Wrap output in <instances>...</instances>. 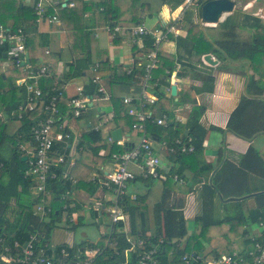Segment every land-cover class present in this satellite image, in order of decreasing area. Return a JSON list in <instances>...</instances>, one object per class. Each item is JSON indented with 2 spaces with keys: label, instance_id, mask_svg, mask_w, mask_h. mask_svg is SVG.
<instances>
[{
  "label": "trees",
  "instance_id": "obj_1",
  "mask_svg": "<svg viewBox=\"0 0 264 264\" xmlns=\"http://www.w3.org/2000/svg\"><path fill=\"white\" fill-rule=\"evenodd\" d=\"M168 1L162 0L163 3ZM180 1L177 5L185 0ZM207 1L209 0L192 1L198 18V8ZM36 2L37 0H34V3L28 6L23 5L21 0H0V24L11 30H16L17 28L24 30L26 34L25 48L29 53L31 66L35 64L36 58L41 55L37 48L40 46L46 47L49 43L48 36L45 34L35 32L33 36V30L36 31L39 24L33 8ZM73 2L74 4L71 8L61 7V4L55 6V9L49 8L47 15H53L59 10L63 12L67 20L76 22L85 12L92 11L94 22L91 26L97 27L100 31H106V27L112 28L118 26L119 22L124 21H128L133 25L143 24L142 16L145 7L141 3V0H74ZM167 13L168 11L165 12V14ZM124 14H129L128 19L124 17ZM236 14L227 16L216 25L218 38L208 35L206 28L192 21L189 22L190 26L187 29L185 37L177 36L173 38L170 35L169 37L175 41L178 51L177 61L182 65L190 66L191 63L188 60L193 56L200 58L203 54L211 53L219 61H226L227 59L246 61L248 68L254 67L257 59L264 54V37L251 34L249 41L242 42L238 39L237 31L246 26L258 31L259 28H264V26L255 17L239 14L240 17L238 19ZM209 29L213 28L209 27ZM88 36L89 32L84 33V36H82L84 40L80 42L79 49L70 41L73 53L80 54L81 57L73 61L71 72L64 76V80L58 81L53 87L52 84L47 87H40L42 94L37 98L35 108L32 111H21L19 118L20 126L15 135H8L5 125L0 121V238L3 239V244L11 248L14 242H17L22 247L33 233H39L38 241L34 244L35 249L43 247L49 241V230L61 224L63 217H65L66 225H70L68 227L69 230L74 232L79 226L84 224V209L81 204L74 203L70 199L67 200L65 197L80 187L90 190L91 193L98 189L97 183L91 182L89 179L85 183L73 182L72 178L65 174L66 160L63 163H56V161L59 155L67 154L68 148L64 143L56 142L52 147L53 155H51L55 163L50 166V174L46 179L45 185V190L50 194V198L45 201V211L41 215V225L33 228L30 219L33 198H30V200L19 199L16 204H12V200L20 197L19 186L22 185L24 191L27 193L35 186L32 175L25 174L28 166L27 160L22 161L25 153L20 150V144L28 146L29 142H32L31 128L38 122L45 120L47 114L44 108L49 103L50 97L58 93L63 94L62 89H59L62 87L61 85L67 79L81 75L82 72L87 74L89 80L84 88V92L89 96L96 90V85L91 82L95 74L102 77L103 85L105 86L111 82L112 78L116 77L114 68L110 66L107 58L104 57L98 59V70L96 73H91L90 69L88 70V66L92 64V57L88 51L89 42L88 40L86 41ZM114 41H118V37H114ZM153 41L154 39L151 35L144 37L142 48L144 53L152 50ZM6 46H0V60L3 59V55L7 49ZM44 58L51 61V67L48 68V71L52 72L54 61H56L58 55L48 54ZM158 60L157 67L151 72V79L148 83L152 86L151 92L158 99L159 114H166L172 118L169 103L183 105L185 102H191L192 106L185 125L172 121H169L165 127L159 126L156 123H147L150 140L158 144L165 143L168 149L173 148L174 152L166 151L167 154L165 156L173 166L168 174H166V179L161 180L163 185L162 193L160 199L152 206L151 216L149 215L146 203L147 194L135 192L136 199L134 201L129 200V198L124 199L123 203L129 214L130 234L135 239L137 235L145 237V233L150 231L153 237L151 235L148 240L154 242L161 235L163 227L167 238L165 240L166 251L167 249H173L172 260L174 264H178V258L184 253L200 255L204 249L200 240L213 245L210 253V256L213 258L218 257L220 254L234 251L230 250L229 245L236 236L241 239L244 248H248L251 246L249 238L250 226L260 220H264V161L253 147H250L245 154L240 156L238 164L224 161L221 167L214 172L212 178L200 186L202 211L193 219L194 230L189 233L183 214V199H174L172 197V193L176 191V187L178 186V181L173 180L172 176L176 174L180 180H184V172L186 168H189L186 167L188 161L194 160L203 151V140L207 129L201 125L200 119L205 109L203 106L198 105L193 97L189 99V93H182L181 97L176 101L164 93L161 88L169 86L167 80L170 77L174 62L160 57L159 53ZM16 69L22 70L23 77L27 75L21 67H16ZM137 69H139L141 75L143 74L144 67L138 68V66L134 65L127 78L131 80L133 74L138 71ZM4 76L6 77L5 82H7L9 76L6 74ZM0 78H2V75ZM1 80L3 81V79ZM205 82L211 83L212 79ZM2 89L4 90L0 96L2 99L8 93H11V97H13V100L7 105L8 113L23 109L27 94L25 85L18 86L13 80L8 83L7 87ZM245 91L247 95H254L261 93L262 88L259 81L254 80L253 77H248ZM62 99V96L58 98L61 113L55 116L52 126L55 132L67 134L68 129L65 125L62 126L65 120V113L67 112ZM250 101L246 97L241 99L238 107L230 115L226 126V129L246 140L252 139L259 132L242 115V110L249 107ZM105 103L112 106V120L115 126L121 127L122 125H126L128 131H131L132 119L126 115V107L122 103L121 97L112 96ZM254 110L256 113L264 116L263 108L262 110L261 107L260 109L254 108ZM184 128L187 129L188 135L191 137L189 145H192L194 148L190 153H181L179 151L182 145L180 137H182L181 134ZM210 129L221 131V129L215 127H210ZM68 138L72 140L73 134H69ZM107 143L100 129H90L82 132L78 142L79 161L85 165L102 164L106 160L110 161L111 153L123 151L130 147L129 143L123 147L117 146L114 142ZM107 148L109 149L108 154L100 156L99 151ZM212 170H214L212 165L203 164L193 174L204 175ZM251 176L258 180L260 179L262 184L251 185ZM3 177L7 179L5 182L1 180ZM135 182L148 186L152 183L149 179L143 180L140 178H136ZM192 183L193 185L201 184V180L194 175ZM192 187H189L187 190H180V193L192 191ZM252 194L255 206L245 212L243 210V203ZM38 198V196L35 197V203L38 201ZM216 200H220L224 206V211H226L222 216L216 211ZM76 212L78 213L77 222L75 224L69 223V217ZM90 212L92 218L98 216V212ZM150 219L152 223H150ZM121 225L120 223L119 226ZM210 231H215V234L210 236ZM112 236L117 241V248L122 250L129 246L123 233H114ZM225 236L228 239H225ZM256 238L260 240L261 236L258 235ZM220 240H223V242H220ZM105 241L102 238V241H100L101 245H104ZM219 242L221 248L216 245ZM177 243H182L184 245L183 248H176ZM82 244H85V242ZM1 250L0 247V252ZM108 254L109 250L108 253L99 257L97 263L111 264L112 260L106 258ZM166 258V256L163 257L164 263L166 262ZM0 264H2L1 261Z\"/></svg>",
  "mask_w": 264,
  "mask_h": 264
},
{
  "label": "crops",
  "instance_id": "obj_2",
  "mask_svg": "<svg viewBox=\"0 0 264 264\" xmlns=\"http://www.w3.org/2000/svg\"><path fill=\"white\" fill-rule=\"evenodd\" d=\"M73 1L74 0H55V2H60L59 4H61V7L68 8L73 7V5L69 6L70 2L74 4ZM233 1L235 3V9L231 13L224 14L223 16L225 17L222 16L218 23L222 22L227 16L238 13L236 14L238 19L241 14L250 15L259 19L262 26H264V0ZM21 2L23 5L31 6L34 3V0H21ZM179 2L181 1L169 0L166 3H163L162 0H141V3L145 7L144 14L142 16V23L147 27V29L152 33H155L159 30L168 31V39L166 41L164 40L160 45L159 56L173 61L174 65L170 72V77L167 80L169 86L162 87L161 89L168 97L173 98L175 101L181 97L182 93H189L190 96L188 98L192 99L193 97L196 103L200 106H203L205 109L200 119L201 125L207 129V133L205 134L203 140V151L202 153L198 154L194 160L192 159L188 161L186 167L189 168H186L184 172L185 179L178 181L176 191L172 193V197H174V199H183V214L184 218L186 219L187 229L189 233H191L190 230H193L194 228L193 219L202 211L200 186L212 178L214 172L221 167V164L224 161H230L234 164H238L240 156L245 154L250 147H253L264 161V116L256 113L254 110V108L260 109L261 107V110L263 108L264 113V54L257 59L254 67L250 68H248L246 61H233L229 59L226 61H219L211 53L206 54H211L212 59L217 61V63L214 65L203 60V56L206 54H203L200 58L193 56L190 60H188V62L191 63L190 66L182 65L177 61L178 51L175 41L169 36L172 35L173 38L177 36L185 37L187 29L190 26L189 22L192 21L193 23H197L200 26L206 28L208 35L218 38V30L215 28L218 23L216 25L201 24L197 17L195 7L188 9L192 4L187 7L185 5L186 0L177 5ZM54 7L49 8L51 9ZM189 10L192 11L190 14L188 12ZM167 11L168 13L165 14ZM53 15L56 16V20L49 22L47 20L38 22L39 24L37 25L36 31L33 30V36L35 35V32L47 35L49 43L46 47L40 46L37 48L39 54L41 55L36 58L35 64L32 66L37 68L39 65L47 63L49 67H51V61L49 59H45L44 57L48 56V54L58 55V58L56 61H54V68L52 72L48 71L45 75L41 76L37 80L39 87L43 88L51 84L53 87L58 81L61 82L64 80V76L71 72V65H73V61L76 58L81 57L80 54L73 53L72 43H74V46L79 49L80 42L84 40L82 39V36H84V33L86 32H89V36L86 38V41L88 40L89 42L88 51L92 57V64L88 66V70L90 69L91 73L97 72L98 59L100 57L107 58L110 66L115 70L116 77L112 78L110 80L111 82H109V84L106 86L103 85L104 83L100 75L95 74V76L92 77L91 82L96 85V90H94V93L91 96H88L94 99L88 103L87 108L83 110L78 118H73L66 115L62 124V126L65 125V127L68 129L66 135L73 134L72 140H69L67 137L65 138L64 142H62L68 148V152L66 154L67 158L65 174L69 175L73 182L78 181L79 183H85L88 179L92 182L91 178L94 173H99L100 169H102L103 172H106L107 170H110L112 166L109 160H106L102 164H82L81 161H79L80 153L78 152L80 134L90 129H100L102 131V136L108 142L107 138L111 136V131L116 128H120L122 138L129 137L132 143L137 142V133L128 131L126 125H122L121 127L115 126L112 120V106L105 102L110 100L112 96H130L140 88L144 72L141 75L139 69H137L138 71L136 70L137 72L133 74V78L131 77V80L127 77L130 75L129 71L133 69L135 62L142 64L141 66H138V68H141L144 64H146L147 53L143 52V42H135L128 31L120 30V32L118 31L112 35L107 31H100L97 27L91 26L94 22L92 11L85 12L83 16L80 17L76 22L67 20L64 17L63 12L59 10H57ZM128 16L129 14H124L126 19H128ZM117 25L124 28L133 26V24L128 21L119 22ZM209 27H212L213 29H209ZM237 34L238 39L242 42H245L250 40L251 34L264 37V28H259L257 31L246 26L238 30ZM114 37H118V41H114ZM70 41H72V43H70ZM26 52L28 51L26 50ZM12 69H14V66L11 60H9L6 56H3V59L0 60V76L2 75V78H0V96L4 91L2 88L7 87L10 81L14 80L16 85H22V79L25 78L22 76V70H14L11 72ZM4 74L9 76V80L7 82H5L6 77ZM95 77H99L100 81L94 82L93 80ZM248 77H253L254 80L259 81V84L262 88L261 93L247 95L245 87ZM1 79H3V81ZM211 79V83L205 82ZM88 81L87 74L82 72V74L79 76H74L67 79L61 85L62 87L60 86L63 91L62 101L66 107L68 100L71 97L76 96V89L78 87H81L84 92V88ZM98 85L102 86L110 95L109 99L102 98V94L98 93ZM171 85L176 86L175 96L170 95ZM119 90L124 92V94L118 95L117 93ZM11 95V93H8L4 99L0 97V121L5 125L6 133L8 135H15L20 126L19 118L21 115V110L19 109L18 111H12L11 113H8L7 105L13 100ZM97 95L98 98L96 99ZM243 97L249 98L251 101L249 107L242 110V115L253 127L259 131L250 140L241 138L226 129L230 115L238 107L239 102ZM25 102L26 100L24 101V104ZM169 105L172 113L178 110L177 112L184 119L179 124L185 125L191 110L192 103L185 102L183 105L169 103ZM154 112L155 116H160L159 104L154 108ZM210 127L221 129V131L213 129L211 130ZM181 136L182 137L180 138L182 139V143H187V145H189L191 137L188 135L186 128H184ZM20 147L25 148L26 151H30L33 149V143L29 142L28 146H25L21 143ZM108 150V148L100 150L99 155L106 156L109 152ZM166 151L167 150L164 149V147H161L160 155L163 160L162 172L168 174L173 164L166 159ZM203 164L212 165L214 170L207 172L204 175L193 174V172ZM194 175L196 178L201 180V184L193 185L192 177ZM1 180L5 182L7 179L6 177H3ZM154 182L155 181H152L150 186L141 183L140 184L142 186H139L138 182H132L130 189L132 192H141L147 194L148 198L146 203H151L152 206L160 199L163 189L161 180H156L158 185L157 187L155 186ZM250 182L251 185L262 184L260 179L258 180L252 176L250 177ZM189 187L193 188L192 191L180 193V190H187ZM18 191L20 197L12 200V204H16L19 199L30 200V198H33L32 206L34 208L36 205L34 202L36 197L34 187L33 189L29 190V193H27L24 191V187L21 185L19 186ZM104 194L106 197L109 196V194L105 193L102 188H99V186L98 189H96V191L93 193H91L90 190H87L86 188L80 187L78 190H75L72 194H70L69 197L72 199V202L82 205V208L84 209V220L88 219L90 223L99 225L105 220L103 217L99 216L92 218L91 212L87 206L91 205L98 196ZM252 196L253 194L248 196L243 203V210L245 212L255 206ZM35 209L36 207L34 208L33 214L30 217L33 228H37L39 225H41L42 218L40 214L35 212ZM224 210V206L221 204L220 200H216L217 213L222 216L224 213H226ZM76 215L78 219L77 212ZM62 223L65 222L63 221ZM62 223L49 230V244L60 245L65 243L78 244L81 242H95L89 240L73 241L72 236L68 240H59L58 242H55L51 238V232H63L66 230H68V232H73L69 230V225L64 227ZM103 231L104 230H102L100 234ZM249 233L252 246V238H256V234L259 233L257 223H254L250 226ZM214 234L215 232H213L212 235ZM241 246L244 248L243 244ZM251 246L248 248H251ZM211 249L212 248L210 245H207L206 249L202 252L211 253Z\"/></svg>",
  "mask_w": 264,
  "mask_h": 264
},
{
  "label": "built area",
  "instance_id": "obj_3",
  "mask_svg": "<svg viewBox=\"0 0 264 264\" xmlns=\"http://www.w3.org/2000/svg\"><path fill=\"white\" fill-rule=\"evenodd\" d=\"M193 0H186L185 5L188 7ZM60 3V2H59ZM55 0H37L34 4V12L37 22L44 20L54 21L56 16L47 15L49 7L59 4ZM73 4L70 2L69 6ZM120 30L128 31L135 42H143L147 35H151L154 39L153 48L146 54V64L144 67V75L142 76V84L138 91L130 96L121 97L122 103L126 107V115L132 119L131 131L137 133L138 140L132 143L129 137H123L114 141L111 136L107 138L109 143L114 142L117 146L123 147L129 143L130 147L123 151L111 153L110 163L111 169L99 173H94L91 180L102 188L109 196L100 195L97 199L87 207L90 211L98 212L99 217H106V230L100 234V238L105 239L104 245L95 242L82 244L65 243L54 245L45 243L43 247L35 249V242L38 241V234L33 233L29 236V240L21 247L17 242L13 243V247L3 244L0 238V261L2 264H98V259L104 254H109L106 258L112 260L111 264H174L173 249L166 251V236L164 228L162 233L153 242L148 240L152 232L145 233V237L140 235L135 239L130 234L129 214L124 206V199L134 201L136 193L132 192L130 185L135 182L136 178L143 180H164L166 173H163L162 160L160 155L161 147L167 152H174L173 148H167L165 143H156L149 139L147 131V123H156L165 127L169 121L180 123L184 119L177 112L172 113V118L166 114L155 116L154 108L158 105L157 97L151 92L152 86L148 81L151 79V72L157 67L159 62L158 53L161 43L168 39V31L150 32L144 24H136L129 27H107L106 31L112 35ZM26 34L22 28L11 30L0 24V46L7 45L5 56L11 60L15 67H21L27 75L22 79V84L27 90L25 106L21 111H32L35 108L37 98L41 96L42 90L37 84V80L48 72L49 65L47 63L39 65L37 68L26 64L23 54L25 48ZM47 52V51H46ZM136 66H141L138 62ZM132 69L129 71L131 73ZM172 74V73H171ZM30 80H32L30 82ZM94 82H99L100 78L95 77ZM61 89V88H59ZM98 93L102 94V98L109 99L110 95L105 89L98 85ZM76 96L71 97L67 102V112L65 116L78 118L83 110L87 108L88 103L94 98L89 97L83 92L81 87L76 89ZM60 95V96H59ZM62 94L58 93L50 97L49 103L45 106L46 118L44 121L38 122L31 128L33 149L26 151L20 147L27 157L26 175H32L35 186L34 190L38 201L36 202L35 212L43 215L44 204L50 198V194L45 190L46 179L50 174V166L55 163L51 158L53 155L52 147L56 142H64L68 135L55 132L53 123L55 116L61 112L59 110L58 98ZM98 98V95L96 99ZM194 150L192 145L182 143L179 148L181 153H190ZM67 158L66 154L58 156L56 163H63ZM173 180L181 181L179 176L174 174ZM67 200L72 199L67 195ZM65 208V206H64ZM76 213L71 214L69 223L77 222ZM65 222V217H63ZM122 224L119 226V224ZM70 226V225H69ZM261 239L252 238L251 248H242L234 250L230 253L220 254L213 258L210 252H202L200 255L194 253H184L178 258V264H264V220L257 222ZM114 233H123L129 246L122 250L117 248V241L112 235ZM153 237V235H152ZM92 244V245H91ZM182 243H177L176 248L182 249ZM14 250V251H13ZM19 250V251H18ZM166 256L164 263L163 257Z\"/></svg>",
  "mask_w": 264,
  "mask_h": 264
},
{
  "label": "rangeland",
  "instance_id": "obj_4",
  "mask_svg": "<svg viewBox=\"0 0 264 264\" xmlns=\"http://www.w3.org/2000/svg\"><path fill=\"white\" fill-rule=\"evenodd\" d=\"M191 7L194 8L193 4L191 6H189L188 9H191ZM188 12L190 14L192 11L189 10ZM223 17H225V16H223ZM14 70H19V69H16V67L14 66V69H12L11 72L14 71ZM117 94L118 95H123L124 92L119 90ZM161 160H162V158H161ZM154 183H155V186L157 187L158 185H157L156 181ZM139 186H142V185L139 183ZM147 205H148L149 213H150V216H151L152 206L153 205L151 206V203H147ZM35 207H36V205L34 206V208ZM31 208H32V214H33L34 208H33V206ZM85 211H88V210H85ZM105 220H106V217H105ZM150 223H152L151 219H150ZM62 225L64 227L68 226V225H66V223H62ZM106 227H107L106 221H104L103 223L101 222L99 225H95V224H91L90 221L88 219H86V220H84V224L82 226H79L74 232H68V230L63 231V232H61V231H53V232H51V238L55 242H58L59 240H62V241L66 240V239L68 240L72 236L73 241L89 240V241H95V243L101 245L100 241H102V238H100V232L102 230L105 231ZM193 230H194V228H193ZM193 230H190V232H193ZM210 232H211L210 236H213L212 234L215 231H210ZM224 238L228 239L227 236H225ZM200 241H201L200 243L203 244V248H204L203 250L206 249L207 245H210V247L213 248L212 247L213 245L211 243H207L206 241H203V240H200ZM220 242H223V240H220ZM220 242L217 243L216 245L221 248ZM241 245H242L241 244V239L236 236V237H234V240L229 245V247H230V250H239V249L242 248Z\"/></svg>",
  "mask_w": 264,
  "mask_h": 264
},
{
  "label": "water",
  "instance_id": "obj_5",
  "mask_svg": "<svg viewBox=\"0 0 264 264\" xmlns=\"http://www.w3.org/2000/svg\"><path fill=\"white\" fill-rule=\"evenodd\" d=\"M235 9V3L233 0H209L205 3H203L199 8V21L201 24H207V25H216L222 16L226 13H231ZM5 57V54L3 55ZM23 58L26 61V64H30L29 61V53L25 52L23 54ZM203 60L206 61L209 64H216L217 61L212 59L211 54H206L203 56ZM170 95L175 96L176 95V86L171 85L170 87ZM112 139L114 141L121 139V129L116 128L110 133ZM27 159L26 156L22 158V161H25Z\"/></svg>",
  "mask_w": 264,
  "mask_h": 264
}]
</instances>
